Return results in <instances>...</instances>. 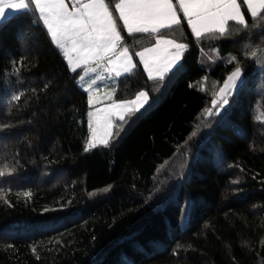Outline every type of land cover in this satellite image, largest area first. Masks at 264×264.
<instances>
[{"label": "trees", "instance_id": "obj_1", "mask_svg": "<svg viewBox=\"0 0 264 264\" xmlns=\"http://www.w3.org/2000/svg\"><path fill=\"white\" fill-rule=\"evenodd\" d=\"M104 1L135 63L116 99L146 90L150 101L87 151L88 92L34 0L0 22V264H264V10L239 0L246 27L197 36L182 12L128 32L119 0ZM159 36L186 46L163 78L139 57ZM237 67L245 86L218 111Z\"/></svg>", "mask_w": 264, "mask_h": 264}, {"label": "snow or ice", "instance_id": "obj_2", "mask_svg": "<svg viewBox=\"0 0 264 264\" xmlns=\"http://www.w3.org/2000/svg\"><path fill=\"white\" fill-rule=\"evenodd\" d=\"M34 2L41 14L47 15L45 23L49 26L52 39L61 47L71 38L73 50L83 52L85 57L96 56L100 58L109 52L115 53L117 43L121 38L107 6L104 4V0H88L87 4L75 11L68 9L65 0H34ZM125 2L135 5L127 12L124 7L117 5L120 8V18L123 20L124 27L128 32L134 30V25L136 26L135 31L147 32L149 28L156 31L158 27H166L165 21H170L172 24L179 23L173 10L172 0H122V4ZM180 2L184 5V12L188 16V24L192 26V30L197 36L200 35L202 28L211 30L212 26H216L221 32H224L225 24L230 20L247 26V21L237 0H180ZM245 2L253 17L257 15L258 8L264 10V0H245ZM189 4L193 7L190 8ZM28 7L29 5L25 0H0V20L6 17L7 9L19 11L26 10ZM194 16L197 19L194 20ZM164 43L171 45L176 51L170 55L162 68L157 67L155 69L161 78H163L165 72L171 71L172 74H175V72L180 71L183 65L179 63L181 57L179 50L186 47L185 45L173 44L170 40ZM159 50L160 43L157 42L156 47L148 51L156 54ZM121 55L126 56L127 50L125 49ZM252 55L255 56L256 53ZM139 56L147 68L148 60L144 58L143 53H140ZM173 64H175L174 69L172 68ZM242 71V68H236L228 76L225 89L222 90L225 94L219 107L223 108L224 105H229V93L235 91L236 96H239L243 90L245 79L242 76ZM145 95L143 92L140 93V96ZM89 103H91V97H89ZM147 103L146 99L140 100L138 98L134 104L139 107L133 108L132 111L139 112L140 108H143ZM213 103L215 104L216 101H213ZM113 108L117 111L128 110L126 104L114 105ZM224 112H227L226 108ZM120 120L123 121L124 116H120ZM111 134V132L108 133V135ZM101 144L107 146L108 139H102ZM94 147V144H89L85 151ZM0 175H3V173H0Z\"/></svg>", "mask_w": 264, "mask_h": 264}, {"label": "rangeland", "instance_id": "obj_3", "mask_svg": "<svg viewBox=\"0 0 264 264\" xmlns=\"http://www.w3.org/2000/svg\"><path fill=\"white\" fill-rule=\"evenodd\" d=\"M65 1L69 6H71L72 4L73 7L75 8V3L73 0H65ZM77 8L78 7H76V9ZM16 12L18 11L13 9H7L6 17L4 19L8 18L10 15ZM3 20H0V22H2ZM53 41L56 45H58L55 40ZM176 44L185 45V43L183 42H178V43L176 42ZM153 48L155 47H151L143 52L144 58L147 59L149 62L147 68L145 67L144 61L143 60L141 61L149 76L161 77L160 74L155 69L157 67L162 68L163 65H160V63H166V60L170 58V56H168L166 53H170L171 55L176 51V49L173 47L172 50H168V51L166 50L167 51L166 52L165 46L160 45V50L156 54H153L152 52L148 51ZM185 48L186 47H184V51ZM125 49L127 50V55L126 56L121 55V53H124ZM61 50L65 54V57L67 59V62L69 63L70 68L78 72L79 85L84 90H86L88 92V96L91 97V103H89L90 108L88 111V124L90 125L89 137L86 141L85 147L88 148L89 144H94L95 147L100 146L102 145L101 140L104 138H107L109 142V140L111 139L112 135L114 134V132L118 127L119 124L118 120H120V116H124V118H126L130 112H133L132 111L133 108L139 107L138 105L134 104V102L138 98L140 100L146 99L148 103L150 101V95L146 90H142L138 92L133 98L124 99V100L116 99L118 77L124 73L130 72L135 67L132 53L127 48H120L119 44L117 43V48L114 54L112 52H109L100 58H97L96 56L85 57L83 52L73 50V44L71 38H69L64 43L63 47H61ZM182 50H183L182 48L179 50L180 53H182ZM182 56L183 54H181L179 63H181ZM172 68L173 69L175 68V64L172 65ZM149 69H151V71H149ZM235 70L236 68L228 76H230ZM169 72H165L164 75ZM226 80L217 91L213 99V101H216V103L215 104L213 103V105H217V104L220 105L222 97L225 94V92L222 90L225 89ZM142 92L145 93L146 95L140 96V93ZM234 92L235 91L229 93L228 96L233 94ZM118 104H126L128 110L127 111L115 110L113 106ZM147 104H145L144 107H146ZM143 108H140V110ZM221 109L222 108L218 106V111H220ZM109 132H111L112 134L108 135ZM90 149L92 148H89L88 150ZM175 185L176 183L174 179H170L164 185H157L154 188V190L147 195V198L152 203L162 202L172 193ZM21 228H22L21 231L33 230L29 224L24 225Z\"/></svg>", "mask_w": 264, "mask_h": 264}, {"label": "crops", "instance_id": "obj_4", "mask_svg": "<svg viewBox=\"0 0 264 264\" xmlns=\"http://www.w3.org/2000/svg\"><path fill=\"white\" fill-rule=\"evenodd\" d=\"M74 1V3H75V8L73 7V5L71 4V6H69L67 3H66V5H67V7H68V9L70 10V11H75V9H76V7H78V8H81V7H83V5L84 4H87L88 3V0H73ZM245 1V0H244ZM66 2V1H65ZM70 2V1H69ZM237 2H238V4L240 5V9H241V12L243 13V11H242V8H241V4H240V1L239 0H237ZM35 3V2H34ZM104 4L106 5V3H105V1H104ZM117 5H120V6H122V7H124L125 8V11L127 12V11H129L130 9H132V8H134L135 7V5H133V4H131V3H127V2H125V3H123L122 4V0H119L118 1V3H117ZM247 5V4H246ZM35 6H36V4H35ZM107 6V5H106ZM172 6H173V10L175 11V13H176V17H177V19H178V21H180V14H179V12H182L183 13V15H184V17L186 18V20L188 21V16L185 14V12H184V5H182L181 4V2H180V0H172ZM190 8L191 7H193V5H191V4H189L188 5ZM36 8H37V10H38V12H39V15H40V18L42 19V21H43V23L46 25V27H47V29L49 30V26H48V24L47 23H45V20L47 19V15L46 14H41V12H40V10H39V8L36 6ZM108 9V8H107ZM117 9H118V12H119V14H120V8L119 7H117ZM214 10V9H213ZM261 11V9H257V12L259 13ZM108 12L110 13V11H109V9H108ZM257 13V14H258ZM110 15H111V13H110ZM244 15V14H243ZM111 18H112V16H111ZM193 19L195 20V19H197L195 16L193 17ZM113 20V19H112ZM231 21V20H230ZM229 22V21H228ZM227 22V23H228ZM227 23L225 24V28H226V26H227ZM165 24L167 25L166 27H169V26H172V25H174V24H172L170 21H165ZM191 26V25H190ZM135 25H134V30L133 31H131V32H138V31H135ZM166 27H158L157 29H156V31H154V32H157V31H159V30H161V29H163V28H166ZM191 28H192V26H191ZM219 28L218 27H216V26H212L211 27V30H209L208 28H202L201 29V32H204V33H206V32H209V31H215V30H218ZM149 31H152L151 30V28H149ZM206 31V32H205ZM220 31V30H219ZM49 32H50V34H51V31L49 30ZM201 34H203V33H201ZM200 34V35H201ZM52 36V35H51ZM172 41L173 42V44H176V41H174V40H172V39H170V38H168V37H166V36H159L158 38H157V41H156V43L153 45V46H151V47H156V44H157V42H159L160 43V45L161 46H165V51L167 50H172V46L171 45H166L164 42L165 41ZM178 43V42H177ZM151 47H149V48H151ZM61 48V47H60ZM149 48H146V49H143V50H141L140 52H139V54L140 53H143L145 50H147V49H149ZM154 49V48H153ZM183 50H182V53L181 54H183V52H184V48H182ZM166 51V52H167ZM64 54V53H63ZM168 56H170V53H166ZM64 56H65V54H64ZM140 57V56H139ZM66 58V57H65ZM67 60V59H66ZM69 64V63H68ZM160 65H164V63H160ZM163 67V66H162Z\"/></svg>", "mask_w": 264, "mask_h": 264}]
</instances>
